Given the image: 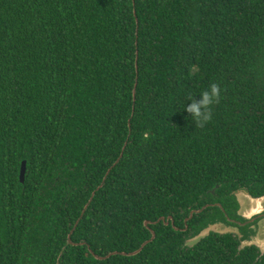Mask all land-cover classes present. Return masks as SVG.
<instances>
[{
  "label": "trees",
  "instance_id": "trees-1",
  "mask_svg": "<svg viewBox=\"0 0 264 264\" xmlns=\"http://www.w3.org/2000/svg\"><path fill=\"white\" fill-rule=\"evenodd\" d=\"M241 190L264 195V0H0V264H264L186 244Z\"/></svg>",
  "mask_w": 264,
  "mask_h": 264
},
{
  "label": "water",
  "instance_id": "water-1",
  "mask_svg": "<svg viewBox=\"0 0 264 264\" xmlns=\"http://www.w3.org/2000/svg\"><path fill=\"white\" fill-rule=\"evenodd\" d=\"M137 85V84H136ZM136 93V87L134 90V94ZM26 172H27V162L26 160L23 161L22 166H21V171H20V180L21 182L25 181V177H26ZM107 178V175L104 178L103 183L98 187L101 188L104 185V182ZM96 191L93 192V195L89 201V203L92 201L94 195H95ZM236 197H237V201L240 203V210H239V215L244 216L246 218H249V215L252 213H256L260 208L264 207V195L261 196H253L252 194L241 190L238 191L236 193ZM89 203L85 206V209L83 210L82 216L84 215L85 211L88 208ZM205 208V207H204ZM195 212H200V210H196V211H192L190 218H192V216L194 215ZM188 218V219H190ZM170 219L173 220V217L170 216L168 219H166L165 217H162V219L160 220H165L166 224L170 223ZM187 219V221H188ZM80 219L78 220L77 224L79 223ZM149 221H146L145 224L149 225ZM211 232H215V233H220V234H228V233H236L240 236H242L241 231L239 229V227L234 226V225H229L226 224L224 222H217V223H212L209 224L207 227H205L202 231H200L199 234L190 237L187 241L186 244L190 247L195 246L196 244H198L202 239L206 238L207 236H209L211 234ZM156 237V232L154 230H152V238L145 241L142 246L132 252H118V251H114L109 253L106 256H100L95 254V257L98 259H106L108 257H110L111 255L114 254H123V255H136L138 254L140 251L143 250L144 246L146 244H148L149 242H151L154 238ZM69 243L72 242L71 240V234L69 235ZM250 245H256L258 248H260L261 253H264V226H260V230H259V234L257 238H254L252 240H244L243 243L240 245V248H244L245 246H250Z\"/></svg>",
  "mask_w": 264,
  "mask_h": 264
},
{
  "label": "clouds",
  "instance_id": "clouds-1",
  "mask_svg": "<svg viewBox=\"0 0 264 264\" xmlns=\"http://www.w3.org/2000/svg\"><path fill=\"white\" fill-rule=\"evenodd\" d=\"M200 95L202 98L199 103L193 102L190 105L187 103L182 110L191 113L192 119L196 123L202 124L211 120V106L218 102L221 96V88L217 83L211 82L207 90L200 92ZM192 98L190 97V100Z\"/></svg>",
  "mask_w": 264,
  "mask_h": 264
},
{
  "label": "flooded vegetation",
  "instance_id": "flooded-vegetation-1",
  "mask_svg": "<svg viewBox=\"0 0 264 264\" xmlns=\"http://www.w3.org/2000/svg\"><path fill=\"white\" fill-rule=\"evenodd\" d=\"M238 204H239V207L237 209V214L239 215L238 212L240 210V206L241 205H240L239 202H238ZM239 216L241 218H235V217H231V216L228 215L226 217V222L224 220H220L218 222H224L226 224L227 223H230V224H232L234 226L239 227L240 231H241V228L244 227L245 230L241 231L242 236H240V235L237 234L238 237L240 238L241 244H242L244 240H252V239H254V236L259 233L260 226H257L256 227V225L258 224V222L260 220L264 219V208L262 209V212L253 214L249 218H246V217L241 216V215H239ZM215 223H217V221Z\"/></svg>",
  "mask_w": 264,
  "mask_h": 264
},
{
  "label": "rangeland",
  "instance_id": "rangeland-1",
  "mask_svg": "<svg viewBox=\"0 0 264 264\" xmlns=\"http://www.w3.org/2000/svg\"><path fill=\"white\" fill-rule=\"evenodd\" d=\"M237 198V197H236ZM264 207H262V208H260L256 213H260V212H262V209H263ZM256 213H252V214H250L249 215V217H251L253 214H256ZM257 226H264V219H262V220H260L259 222H258V224L256 225V227ZM259 234V233H258ZM258 234H256L255 236H254V238H257L258 237Z\"/></svg>",
  "mask_w": 264,
  "mask_h": 264
}]
</instances>
